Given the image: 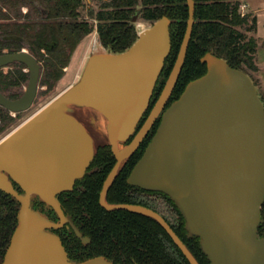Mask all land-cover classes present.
<instances>
[{"label":"water","instance_id":"1","mask_svg":"<svg viewBox=\"0 0 264 264\" xmlns=\"http://www.w3.org/2000/svg\"><path fill=\"white\" fill-rule=\"evenodd\" d=\"M186 3L188 19L173 68L130 142L171 51V19L166 15L139 32L125 51L91 54L74 84L0 140V190L19 205L1 264H113L102 255L71 259L52 231L69 223L83 243L89 241L58 199L83 178L98 148L75 108L92 109L105 119L115 163L99 194L102 208L154 219L189 264H200L160 213L140 204L106 200L121 166L161 113L127 184L168 196L181 213L188 235L198 238L209 264H264V237L257 234L264 202V104L254 81L209 51L200 58L206 72L189 81L165 107L195 22V2ZM1 39L25 45L19 35ZM14 62L27 67L28 83L16 99L0 91V106L18 113L28 110L36 98L41 65L28 48L0 54V68ZM121 143L127 144L120 147ZM34 201L53 209L58 220L35 208Z\"/></svg>","mask_w":264,"mask_h":264},{"label":"trees","instance_id":"2","mask_svg":"<svg viewBox=\"0 0 264 264\" xmlns=\"http://www.w3.org/2000/svg\"><path fill=\"white\" fill-rule=\"evenodd\" d=\"M36 1L43 5L44 13L35 5ZM90 1L95 3V7L88 8V18H85L81 14L85 0H0V51L3 46L12 43L2 40V35H19L27 41L30 53L35 55L38 61L44 56L42 50L47 54L45 66L56 67V74L52 71L49 73H54L58 78L62 73L59 69L67 65L76 46L94 30L108 52H123L137 39L133 17L138 15L141 20L153 23L166 15L171 19V51L155 87L151 102L153 104L175 63L185 33L188 19L186 0ZM194 2L195 22L191 39L169 104L179 97L189 81L206 72V65L200 58L209 51L247 74L246 68L256 70L253 59L256 41L252 37L244 40L243 34L237 29L238 26L247 24L250 16L238 12L239 2L237 0ZM23 6H27L29 14L23 16L24 20L20 21L22 17L20 8ZM12 15L17 19L10 21ZM22 77L23 74L20 72H17L15 77L1 75L0 85H18ZM261 100L264 104V100L262 98ZM155 125H158V122ZM149 141L150 137L144 140L123 163L107 193V202L150 207L140 196L131 193L132 187L126 182L127 176ZM114 163L115 157L110 146H99L92 161L95 171L86 176L84 189L71 193L62 200L65 212L72 217L85 235L93 239L95 246V250H88L89 252L80 256L69 254V257L81 261L106 255L114 264H132V257L138 264H189L163 227L154 219L124 210L109 212L100 206L99 194ZM156 193L166 198L167 203L175 209V215H172L170 221L158 209L155 208V211L165 218L200 264H209L201 251L198 238L188 237L185 221L174 202L165 194ZM37 202L43 206L42 202ZM18 207L15 199L0 190V264L17 224ZM34 207L38 208L36 203ZM41 211L47 214L44 206ZM261 219L257 234L264 237V202Z\"/></svg>","mask_w":264,"mask_h":264},{"label":"rangeland","instance_id":"3","mask_svg":"<svg viewBox=\"0 0 264 264\" xmlns=\"http://www.w3.org/2000/svg\"><path fill=\"white\" fill-rule=\"evenodd\" d=\"M237 1L239 2L238 12L240 14L244 13L245 15H250L249 22L244 26H238L237 29L243 34L244 40H248L252 37L256 41V49L253 55L256 70H252L249 68H246V70L251 76L252 80L255 82L260 98L264 100V0ZM35 5L38 6L44 13V7L40 4V1H36ZM89 7H95V3L90 0H85V7L81 9V14L85 18H88L87 10ZM20 13L22 16L20 18V21H23V16L25 17L29 14L27 6L21 7ZM14 16L15 15L11 16L10 21H14L15 19H17ZM135 17L136 21L134 22V26L137 35L140 30L145 29L152 24L151 22L141 20L138 15H136ZM139 22L141 26H138ZM95 37L98 38L96 30L84 37V39L76 46L75 50L70 56V60L67 65L59 69L62 73L58 78L55 77L56 67L49 68L45 66V59L47 54L43 50L41 51V53H44V56L39 61L41 70L38 80L36 98L32 106L28 110L18 113L9 112L8 110L0 106V140L8 133H10L14 128L24 122L29 116L36 113L51 100H53L56 96H58L61 92H63L66 88L74 84L79 79L83 68L91 54L105 51L108 52V50L102 46L99 38L97 41L99 42L100 47L96 49L93 46ZM20 46V44L12 42L7 44L6 46H3L0 52L3 53V51H7L10 48L18 49ZM49 71H52L55 74L49 73ZM17 72L23 74V77L19 80L18 85H0V90L8 97L14 99L20 97L25 91L29 79L28 69L22 63L15 62L0 68V76L14 75L15 77V74H17ZM75 115L89 128L90 132L94 136L93 138L97 147L108 145L105 130V119L98 112H95L94 110L89 108H75ZM120 147H123L122 143L120 144ZM34 203H36L38 208H43V206L40 205L37 201H34ZM155 208L158 209L166 218L172 221V215H170L169 213L167 200L163 195L158 194L155 196Z\"/></svg>","mask_w":264,"mask_h":264},{"label":"flooded vegetation","instance_id":"4","mask_svg":"<svg viewBox=\"0 0 264 264\" xmlns=\"http://www.w3.org/2000/svg\"><path fill=\"white\" fill-rule=\"evenodd\" d=\"M3 36V35H2ZM1 36V37H2ZM23 38V37H22ZM24 39V38H23ZM25 40V39H24ZM14 43H18V44H20L21 46L17 49V48H10L9 50H7V51H3V53H14V52H19V51H21L23 48H28V43H27V41L25 40V45L24 44H22V43H20V42H17V41H15ZM30 52V51H29ZM2 54V53H1ZM32 54V53H31ZM33 55V54H32ZM36 59H37V57L35 56V55H33ZM37 61H38V59H37ZM39 62V61H38ZM15 63H19V62H15ZM28 73H29V71H28ZM181 73V72H180ZM160 78V77H159ZM179 78V77H178ZM155 90V89H154ZM1 91V90H0ZM2 92V91H1ZM173 92V91H172ZM3 93V92H2ZM4 94V93H3ZM153 94H154V92H153ZM5 95V94H4ZM172 95V94H171ZM5 96H7V95H5ZM153 96L154 95H152V97H151V100H150V103H149V106H148V108H147V110H146V112H145V114H144V116L142 117V119H141V121H140V123L137 125V127H136V130L134 131V133L132 134V136L130 137V139H129V141L128 142H130V140L134 137V135L138 132V130L143 126L142 124L145 122V120H146V118L148 117V115L150 114V112H151V110L153 109V107H154V105H155V101H154V103L152 104L151 102H152V99H153ZM8 97V96H7ZM171 97V96H170ZM8 98H10V97H8ZM11 99H14V98H11ZM16 99V98H15ZM158 99V98H157ZM170 99V98H169ZM157 101V100H156ZM168 104H169V100L167 101V104H166V106L165 107H167L168 106ZM4 108V107H3ZM5 109V108H4ZM7 110V109H6ZM10 112V111H9ZM160 117H161V113L159 114V116L155 119V121L153 122V124L151 125V127H150V129H149V131L147 132V134H146V136L143 138V140H142V142L140 143V145L143 143V141L144 140H146L148 137H150V139H151V137L153 136V134L155 133V131H156V129H157V127H158V125H155L157 122H158V124H159V122H160ZM127 142V143H128ZM127 143H124L123 144V146L124 145H126ZM139 145V146H140ZM139 146H138V148H139ZM137 148V149H138ZM95 171V169H94V167L92 166V163L90 164V166L88 167V169H87V171H86V173L84 174V176H83V178L82 179H80V180H77L76 182H75V184H74V187H73V189L71 190V191H68V192H62V193H60L59 195H58V199H59V201L61 202V205L63 204L62 203V200H65V198L67 197V195H69V194H71V193H75V192H77V191H82L83 189H84V181H85V178H86V176H88V175H91L93 172ZM132 188H131V193H133V194H135V195H138V196H140L141 197V199L144 201V202H146V203H148L149 205H150V207H148V208H150V209H154V211H155V196L156 195H158V193H156V192H153V191H146V190H142V189H140V188H138V187H133V186H131ZM43 206H44V209L46 210V212H47V215L52 219V220H54V221H57L58 220V217H57V215H56V213H55V211L53 210V209H51V208H49V207H46L44 204H43ZM144 206V205H143ZM147 207V206H146ZM168 209H169V213H170V215H175V209L171 206V205H169L168 204ZM62 208H63V210H64V207L62 206ZM64 212H65V210H64ZM65 214H67L66 212H65ZM68 215V214H67ZM177 218H178V215H177ZM73 222H74V220H73ZM74 224L76 225V223L74 222ZM79 229H80V227H79ZM55 234H57L59 237H60V239H61V241H62V244H63V246L65 247V249H66V251H67V253H68V255L69 254H71L72 256H80V255H82L83 253H87V252H89L90 250L92 251V250H95V246H94V243H93V239L89 236V235H85L83 232H82V230L80 229V231L82 232V234H83V236H85V237H88L89 238V241L87 242V243H83L76 235H75V233H74V231H73V229H72V227L69 225V223H66L65 225H63L62 227H60V228H56V229H53L52 230ZM188 237H190L189 235H188ZM89 250V251H88ZM98 256H100V255H98ZM102 256H105L106 257V255H102ZM130 256H132V254L130 253ZM131 261H132V264H138L135 260H134V258L132 257V259H131ZM114 264V263H113Z\"/></svg>","mask_w":264,"mask_h":264},{"label":"bare ground","instance_id":"5","mask_svg":"<svg viewBox=\"0 0 264 264\" xmlns=\"http://www.w3.org/2000/svg\"><path fill=\"white\" fill-rule=\"evenodd\" d=\"M142 23V22H141ZM144 25V24H143ZM138 26H141V24H140V22H139V24H138ZM142 30H144V29H142ZM142 30H140V32L142 31ZM100 46L98 45V43H96V46H95V48L96 49H98ZM95 49V50H96ZM85 124V123H84ZM86 126V125H85ZM86 128H87V130L89 131V133L92 135V133L90 132V130H89V128L86 126ZM92 137H94L93 135H92Z\"/></svg>","mask_w":264,"mask_h":264},{"label":"built area","instance_id":"6","mask_svg":"<svg viewBox=\"0 0 264 264\" xmlns=\"http://www.w3.org/2000/svg\"><path fill=\"white\" fill-rule=\"evenodd\" d=\"M241 15H244V13H241ZM98 40V38L97 37H95V41H94V47L96 46V43H98V45H99V42L97 41Z\"/></svg>","mask_w":264,"mask_h":264}]
</instances>
